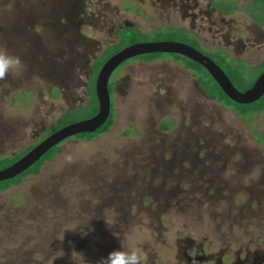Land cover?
<instances>
[{
    "label": "rangeland",
    "instance_id": "1",
    "mask_svg": "<svg viewBox=\"0 0 264 264\" xmlns=\"http://www.w3.org/2000/svg\"><path fill=\"white\" fill-rule=\"evenodd\" d=\"M233 1L223 13L210 0H0V49L26 66L0 80V156L40 141L65 109L90 115L92 64L124 22L141 41L193 36L208 54L262 70L264 25L249 0ZM141 55L109 77L125 79L110 94L107 131L62 140L37 173L0 191V264H96L121 246L142 248L144 264H179L198 244L264 250V111L217 102L173 53Z\"/></svg>",
    "mask_w": 264,
    "mask_h": 264
},
{
    "label": "trees",
    "instance_id": "2",
    "mask_svg": "<svg viewBox=\"0 0 264 264\" xmlns=\"http://www.w3.org/2000/svg\"><path fill=\"white\" fill-rule=\"evenodd\" d=\"M261 1L264 0H249L247 6L245 7V10L249 13L250 17L257 21L259 24L264 25V22H261L259 17L262 16L260 14V11H255L256 8H258L257 4H260ZM233 0L232 3L227 4L224 7L218 6L219 0L215 2L212 0L213 6L223 12V13H229L231 12L234 7H233ZM235 6V5H234ZM255 12V13H254ZM264 17V15H263ZM186 30V29H185ZM190 31V30H186ZM191 32V31H190ZM120 39L119 42L116 44H109L107 47L104 49V51L95 59V62L92 64V72L90 75V86L88 88L87 94H88V103L86 105L87 108H90L89 114L87 117L92 116L93 114L96 113L97 108H98V103H97V98H96V93H95V78L97 75V72L103 62L113 53L118 51L119 49L123 48L126 45H129L131 43L139 42L142 40V33L135 27L130 24L124 25L120 31ZM192 36V35H191ZM191 40L193 43H196V39L192 36ZM198 42V41H197ZM188 44L192 45L193 47L197 48L204 54L208 55L211 57L227 74L229 79L232 81V83L236 86V82H239L243 80V77L245 76V72L248 71L247 69L250 68H255V66L249 65L246 61H244L241 58H235V57H229L225 51H223L220 48L215 49L214 51H209L210 53L204 52L202 49L199 47L201 46L200 43L193 44L189 42L187 39ZM199 46V47H198ZM220 51V52H219ZM161 52H156V53H148V54H143V60H154L157 58V56ZM174 57L177 61H179L185 68L190 70L193 74H196V78L200 86L203 88V90L210 95L212 98H214L217 102L223 104V105H228L233 109L235 112H237L239 115L245 116L249 114H255V113H260L264 111V93L255 101L250 102V103H236L232 101L218 86V84L213 80V78L210 76V74L207 72V70L200 65L199 63L187 58L186 56H183L181 54L173 53ZM142 56V55H141ZM259 66V65H258ZM257 70V69H256ZM264 70H257L258 72L251 78L249 83L247 84L248 88L251 86L255 78ZM204 73L205 75H203ZM209 79V80H207ZM212 81V85L209 83ZM237 87V86H236ZM244 88V89H246ZM243 89V90H244ZM240 90V89H239ZM219 92V93H218ZM111 103V99H110ZM112 105V104H111ZM234 105V106H232ZM76 112L75 109H65L61 115V117L58 119L56 125L51 127L48 131L47 134L51 133L52 131L56 130L57 128L61 127L62 125H65L68 122L75 121L78 118L73 117L74 113ZM113 122V116L111 114V107H110V113L108 117L106 118L105 122L98 127L95 131L93 132H83V133H78L75 136L76 137H83V138H90L96 134L103 133L107 131L110 127V125ZM161 129H168L169 127L161 124ZM127 134V133H126ZM45 137V136H44ZM43 137V138H44ZM36 143L29 145L23 149H21L18 153L14 154L13 156L10 157H2L0 156V168H3L16 159H18L21 155H23L25 152H27L30 148H32ZM59 149V143L55 144L51 148H49L38 160H36L32 165H30L28 168L20 172L19 174L15 175L12 178L9 179H4L0 180V191L8 187L9 185L13 183H18L24 176H27L29 174L37 173L39 171L40 166L43 164L45 159L51 158ZM262 150L264 151V143L262 146Z\"/></svg>",
    "mask_w": 264,
    "mask_h": 264
},
{
    "label": "water",
    "instance_id": "3",
    "mask_svg": "<svg viewBox=\"0 0 264 264\" xmlns=\"http://www.w3.org/2000/svg\"><path fill=\"white\" fill-rule=\"evenodd\" d=\"M152 52L177 53L199 63L207 70L221 90L236 103L253 102L264 93V70L255 78L251 86L244 90H239L225 71L211 57L192 45L173 40L131 43L110 55L99 68L94 84L98 103L96 113L84 119L68 122L46 135L18 159L0 168V180L9 179L19 174L38 160L49 148L65 138L78 133L93 132L100 127L110 113L111 103L108 80L112 71L126 59Z\"/></svg>",
    "mask_w": 264,
    "mask_h": 264
},
{
    "label": "flooded vegetation",
    "instance_id": "4",
    "mask_svg": "<svg viewBox=\"0 0 264 264\" xmlns=\"http://www.w3.org/2000/svg\"><path fill=\"white\" fill-rule=\"evenodd\" d=\"M210 4L212 5V0H210ZM212 7L214 6L212 5ZM124 23H126L125 25L128 24L127 22ZM127 60L128 59H126L121 63L122 66L128 64V62H126ZM120 79H125V76L119 75L115 80H113L114 82L112 83H110L108 80L109 94L113 93L114 86H116L117 82H119ZM70 137H76V136L73 135ZM193 248L194 251L192 250ZM193 248L182 250L180 256L178 255V259L180 260L179 264H264V250H261L259 247H253V246L251 247L250 243H247L246 245H240L238 248L234 250L232 249L228 253V255H225L226 248H223L213 253L212 252L205 253L204 247L201 244H198V246H194Z\"/></svg>",
    "mask_w": 264,
    "mask_h": 264
},
{
    "label": "clouds",
    "instance_id": "5",
    "mask_svg": "<svg viewBox=\"0 0 264 264\" xmlns=\"http://www.w3.org/2000/svg\"><path fill=\"white\" fill-rule=\"evenodd\" d=\"M25 69L26 66L19 56L0 49V80L6 79L9 74L21 75ZM85 264H88L86 260ZM96 264H144L143 249L121 246L120 249L110 252L107 258L102 257Z\"/></svg>",
    "mask_w": 264,
    "mask_h": 264
}]
</instances>
